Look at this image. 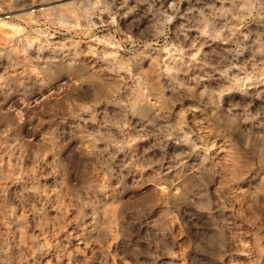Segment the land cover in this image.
I'll return each mask as SVG.
<instances>
[{
	"label": "clouds",
	"instance_id": "9594fccd",
	"mask_svg": "<svg viewBox=\"0 0 264 264\" xmlns=\"http://www.w3.org/2000/svg\"><path fill=\"white\" fill-rule=\"evenodd\" d=\"M0 264H264V0H0Z\"/></svg>",
	"mask_w": 264,
	"mask_h": 264
}]
</instances>
